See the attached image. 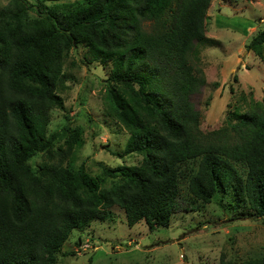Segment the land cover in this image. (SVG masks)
Returning a JSON list of instances; mask_svg holds the SVG:
<instances>
[{"label": "trees", "instance_id": "trees-1", "mask_svg": "<svg viewBox=\"0 0 264 264\" xmlns=\"http://www.w3.org/2000/svg\"><path fill=\"white\" fill-rule=\"evenodd\" d=\"M212 1L8 0L0 8V264H57L73 231L115 207L129 227L143 221L154 231L222 191L231 210L264 221V98L243 110L240 92L221 127L205 133L193 104L207 84L199 48L218 44L206 36ZM81 47L109 71L103 114L128 136L115 156H141L134 166L101 164L109 187L76 166L81 129L65 127L57 147L59 134H48L65 62ZM245 48L264 64V29Z\"/></svg>", "mask_w": 264, "mask_h": 264}, {"label": "rangeland", "instance_id": "rangeland-1", "mask_svg": "<svg viewBox=\"0 0 264 264\" xmlns=\"http://www.w3.org/2000/svg\"><path fill=\"white\" fill-rule=\"evenodd\" d=\"M7 1L0 0V8ZM75 1L80 0H68ZM207 16L206 36L218 44L199 48L207 84L193 98L204 133L221 127L228 105L240 92L246 96L243 110L264 98V64L245 48L264 29V0H213ZM64 70L66 78L59 87L58 104L51 107L48 134H59L57 147L64 141L65 127L81 129L84 145L76 166L83 164L89 175L101 179L102 187H109L111 180L102 178L101 164L116 168L141 160L138 155L115 156L123 153L128 136L103 114V81L109 71L90 63L82 47L71 51ZM42 160L39 155L30 165L37 170ZM230 203L231 198L219 191L209 205L181 210L168 228L154 231L143 221L129 227L123 211L112 208L106 220L71 233L57 264H220L264 258V221L253 219L247 209L231 210Z\"/></svg>", "mask_w": 264, "mask_h": 264}, {"label": "crops", "instance_id": "crops-1", "mask_svg": "<svg viewBox=\"0 0 264 264\" xmlns=\"http://www.w3.org/2000/svg\"><path fill=\"white\" fill-rule=\"evenodd\" d=\"M218 17H219V16H218ZM217 19H218V18H217ZM217 19H216V20H217ZM263 95H264V92H263Z\"/></svg>", "mask_w": 264, "mask_h": 264}]
</instances>
